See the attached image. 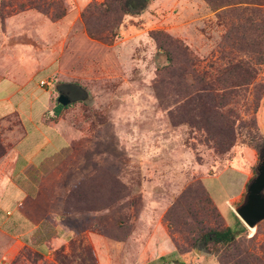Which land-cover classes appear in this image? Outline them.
<instances>
[{
	"label": "rangeland",
	"instance_id": "1",
	"mask_svg": "<svg viewBox=\"0 0 264 264\" xmlns=\"http://www.w3.org/2000/svg\"><path fill=\"white\" fill-rule=\"evenodd\" d=\"M93 1L103 0H0V114L13 112L3 117L0 140L9 149L25 134L14 146L21 154L11 156L5 173L30 158L13 178L29 198L55 201L58 224L72 235L41 258L14 246L0 264H61L55 261L60 249L63 264H176L187 252V263L214 255L202 246L196 247L201 255L177 249L187 246V232L174 224L185 206L179 197L196 180L237 236L255 237L253 251L260 254L264 220L250 229L233 209L264 150V92L259 97L250 85L235 95L234 143L224 152L219 134L179 101L187 87L178 83L186 48L198 74L261 57L254 82L264 84V4L257 15L249 3L213 10L203 0L204 11L187 0H150L124 16L117 37L102 42L87 34L81 19ZM153 31H160L158 42L165 34L171 38L164 41L171 66ZM67 83L84 88L88 98L55 115L57 88ZM11 188L0 183V198H16ZM155 240L161 248L173 246L161 254L165 260L153 252ZM6 242L0 238V247Z\"/></svg>",
	"mask_w": 264,
	"mask_h": 264
},
{
	"label": "trees",
	"instance_id": "2",
	"mask_svg": "<svg viewBox=\"0 0 264 264\" xmlns=\"http://www.w3.org/2000/svg\"><path fill=\"white\" fill-rule=\"evenodd\" d=\"M149 1L150 0L93 1L89 3L81 13L83 26L91 38L102 42H110L118 36L117 29L122 23L124 16L141 12L148 5ZM205 1L213 10L237 7L242 3L254 4V10L257 15H260L261 11H263L260 8H262L261 5L264 4L261 0ZM158 34H160V31H153L152 37L157 42L158 50L164 51L167 54V59L170 61L169 66H171L173 59L170 50L164 45V41L170 42L171 38H169V35L165 34L164 39L162 38V40L158 42ZM165 37H168L169 40H165ZM184 53L186 55L185 68H183L182 72L179 74L181 81L178 85H184L187 89L181 90L179 101L187 105L186 108L192 114L194 111H197L196 116H202L200 121L206 123L208 128H212L213 131L211 134L213 132L217 135L219 134L221 140H218V142L222 141L221 144L224 146L223 151H228L230 146L234 143L233 131L235 121L239 117L237 111L233 109V107H230V104L233 103L234 97L239 91L247 90L243 88H248L250 85L254 86V88L257 86L255 91L259 97L263 95L264 84H257L254 82L257 75L256 65H260L263 58H256V60L253 61L254 64L251 61L239 60L230 63L229 66L224 68H218L215 73L198 74L193 69L192 62H190V52L188 53V50L185 48ZM169 66L166 65L161 69H165ZM188 76H191L193 79L191 82H188ZM258 85L263 87H258ZM63 86L66 88L63 90L67 91L72 102H79L87 97L85 89L77 84L67 83ZM227 105H229V107ZM226 106L227 109H225ZM62 108V105H56L53 111L55 115L60 114ZM14 117L16 118L15 125L21 128V120L16 112H14ZM195 122L197 124L199 123L197 120ZM1 124L2 121L0 119V136L2 130ZM21 134H23V130ZM7 150L8 148L2 144L0 140V157L3 156ZM179 199H184L185 206L179 210L174 224L176 227L179 226L177 231L184 232L185 230L187 232V235H184L187 246L184 247L182 251H180L177 246L179 253H184L190 251L192 248L202 246L203 249L207 251L210 250L212 254L216 256L219 264H264V243L261 245L263 251L261 250V253L257 254L253 251L254 246L252 243L255 239L254 236L250 239H247L245 236H237V234L225 224L212 198L200 181L196 180L190 183L180 195ZM167 220L171 223L169 216ZM244 228L245 227H243V229ZM61 252L62 249L55 251V261L63 264ZM34 255L39 258L42 257L37 251ZM78 258L79 261L83 263L82 258L84 257H82L81 254ZM164 258V256L160 257L161 260H165ZM173 262L180 264L178 259H175Z\"/></svg>",
	"mask_w": 264,
	"mask_h": 264
},
{
	"label": "crops",
	"instance_id": "3",
	"mask_svg": "<svg viewBox=\"0 0 264 264\" xmlns=\"http://www.w3.org/2000/svg\"><path fill=\"white\" fill-rule=\"evenodd\" d=\"M187 1L190 2L187 4L190 5L191 8L194 5L195 8L201 7L200 9L204 11L207 9L206 3L203 0ZM261 74L263 75V73ZM1 78L3 77L0 76V79ZM2 99H8V96ZM44 112L45 111L41 113L42 120ZM9 114H0L1 121H3V117ZM47 125L51 126L50 124ZM24 135L25 134L16 135V137L12 139V146L0 157V183L6 181V183L8 182L9 185H12L10 189L11 193H16V191H18L15 196L16 198L7 197L9 196L8 193L6 196L0 198V238L6 240V243H8L0 247V256L8 255L13 250L14 246L15 248L27 247L39 252L43 256H47L53 249L63 246L72 236L68 230L58 224V210H56L58 204L54 203L55 201H52L48 196H45L44 199H35V197L29 198L28 192L21 188L15 178H13L18 170L15 169L13 173H8L9 175L5 173V166L11 163V156L17 153L21 154L17 152L18 150H14V146L25 137ZM59 137L63 136L59 135ZM28 161L30 162V158ZM29 162H26V164L19 169L20 172L18 171V174H21L22 168L27 166ZM39 173H41V170ZM57 177L58 174L54 179V183L57 181ZM42 245H44L46 249L45 254L39 251V246ZM154 246L156 248L153 252H160V255L174 251L173 246L172 248H161L157 244V240H155ZM189 257L190 253L187 252L180 254L179 258L181 259L178 258V260L184 261L185 264H195L193 262H196V264H219L217 258L210 254L198 256V260H195L197 258V256H195L196 258L192 259V262L187 263L190 261Z\"/></svg>",
	"mask_w": 264,
	"mask_h": 264
},
{
	"label": "water",
	"instance_id": "4",
	"mask_svg": "<svg viewBox=\"0 0 264 264\" xmlns=\"http://www.w3.org/2000/svg\"><path fill=\"white\" fill-rule=\"evenodd\" d=\"M56 102L66 106L71 102V99L68 95L59 92ZM233 210L242 223L250 229H254L258 223L264 220V150L259 155L256 174L246 186L243 201ZM195 252L198 255L202 254L197 248H195Z\"/></svg>",
	"mask_w": 264,
	"mask_h": 264
},
{
	"label": "flooded vegetation",
	"instance_id": "5",
	"mask_svg": "<svg viewBox=\"0 0 264 264\" xmlns=\"http://www.w3.org/2000/svg\"><path fill=\"white\" fill-rule=\"evenodd\" d=\"M63 89H66V88H63L61 85L57 88V91L60 92V93H64V94H67V91H64Z\"/></svg>",
	"mask_w": 264,
	"mask_h": 264
},
{
	"label": "built area",
	"instance_id": "6",
	"mask_svg": "<svg viewBox=\"0 0 264 264\" xmlns=\"http://www.w3.org/2000/svg\"><path fill=\"white\" fill-rule=\"evenodd\" d=\"M41 84H43V82H41Z\"/></svg>",
	"mask_w": 264,
	"mask_h": 264
}]
</instances>
